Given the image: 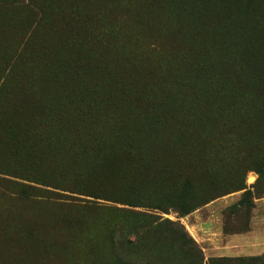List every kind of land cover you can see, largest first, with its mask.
Here are the masks:
<instances>
[{"label": "rangeland", "instance_id": "obj_1", "mask_svg": "<svg viewBox=\"0 0 264 264\" xmlns=\"http://www.w3.org/2000/svg\"><path fill=\"white\" fill-rule=\"evenodd\" d=\"M213 1L0 0V179L6 181L0 183V264H176L185 248L168 238L175 228L167 221L184 227L205 262L223 256L217 248L244 228L252 210L233 219L228 208L210 204L180 219L102 201L60 202L43 187L82 190L77 186L94 183L89 156H79L82 168L68 171L62 161L71 164L74 148L89 153L92 130L106 136L105 152L120 150L125 143L110 131L123 129L116 125L123 117L133 120L125 112H156L163 121L170 112H204L208 123L174 152L178 156L158 145L166 129L138 147L133 161L150 158L155 175L168 164L180 179H155L144 190L147 172L132 166L133 178L121 175L119 187L131 185L146 198L150 191L158 200L190 178L208 181L212 172H224L222 183L233 188L258 180L250 170L264 156V43L256 38L264 0H252L242 18L221 9L224 0ZM224 18L233 31L219 43L213 36ZM247 20L250 27L242 26ZM248 27L246 37L240 32ZM146 100L156 106L139 107ZM89 112L113 123L95 116L94 122ZM115 112L122 114L118 121ZM60 113L82 118L74 128L86 134L79 143ZM81 173L88 175L85 182ZM217 222L224 236L213 240ZM116 228H133L136 242L114 250Z\"/></svg>", "mask_w": 264, "mask_h": 264}, {"label": "trees", "instance_id": "obj_2", "mask_svg": "<svg viewBox=\"0 0 264 264\" xmlns=\"http://www.w3.org/2000/svg\"><path fill=\"white\" fill-rule=\"evenodd\" d=\"M251 1L252 0H228L230 3L228 6L226 4L227 0H224V3L220 8L233 12L235 18H242L240 17L241 14L250 10L248 8L252 6ZM201 3L215 4L213 0H201ZM216 4L218 6V3ZM246 23L249 24L250 27V20H247L242 26H245ZM259 24L261 25L262 22ZM249 27L243 28L240 33L245 34L247 37ZM252 28L253 30H256V26H253ZM231 30L233 31L232 26L228 24L224 18V20L220 22L217 32L213 36L215 41L224 43L228 38L226 36L231 32ZM249 34L254 36L253 32L251 31ZM256 38L260 42L264 43V22L263 30L257 35ZM248 58L249 56H246V59ZM144 106L152 108L156 105L152 102H149V100H146L145 103L141 104L139 107L144 108ZM125 113L131 114L129 116H131L133 120H127V118L123 117V119L116 124L119 128L123 129H115L114 132L110 131L112 134L110 137L125 143L124 146L120 148V150L116 152L115 150L113 152H105V149L101 146V142L107 140L106 136L100 135L96 137L95 131L92 130V134L90 136L92 147L89 153L77 154V148H74L71 150L74 154L71 164L66 165L64 161H62L64 169L68 171L70 168L75 166H80L82 168V161L78 159L79 156H89V159H92V161L89 162V168L90 172L95 175V182L93 183V181L90 180L87 184L84 183V186H77L82 187V190H80V188H76V190H70L64 187V185L43 186L46 196L60 202L82 203L88 206H92L94 203L102 201L128 208L152 209L162 212L163 214L172 212L177 214L180 219L186 218L192 213L214 203L219 199L239 193H242L241 199L235 205L228 208L226 213H228L230 218L233 219H237L238 217L242 218L244 216V208L250 211L253 210L254 200L264 196V156H262L259 160L260 162L258 163L257 168L250 170L259 176L255 185L252 187L253 191H251L248 186H246V180L242 183L238 182V186L235 188H233L230 184H223L221 180L226 178V174H224V172H212L210 175L211 178L206 182H200L198 178L197 180L193 178L185 180L178 189H169L167 196L158 200L151 196L152 192L150 191L146 192V198L140 190H134L131 185L126 184L123 186V188L119 187L121 183L119 180L122 179L121 175L130 174L129 176L133 178L134 173L128 168L132 166L141 169L143 173L147 172V175L142 178V181L146 186L142 188L144 190L146 188L147 190H150L149 188L154 183H152V181L155 179H157L156 181L163 180L167 176H175L177 177L175 179H180L179 172H176L175 174V172L172 171L173 168L168 164L167 166L162 167V175H155L153 173V167L150 163V158L133 161V159L136 158L138 147L145 146L147 144L148 138L157 134L160 129H166L167 133L161 138L165 142H160L158 145L164 148L165 151L167 150V153L171 152L168 155L174 154L175 156H178V153L174 152L177 149L184 147L185 143L192 137L193 132L200 124L208 123V121L206 122V120L203 118L204 112H187V115L185 116H180L179 114L175 115L174 112H170L166 121L160 120L162 116L156 114V112H147L143 115L137 114V117L134 112ZM89 114L91 115L90 120L92 121H94L92 117L95 116L100 118L101 121L104 119V121H106L108 124L113 123V118L110 116H100L96 114V112H89ZM60 115L62 120L70 119L68 122L70 123L71 127L70 132L75 135V141L79 143L81 140H83L86 134L79 131L74 133L76 121H80L82 118L72 119L70 117L72 115H65L63 113H60ZM113 115L118 121L119 118L117 115L122 114L115 112ZM92 121L91 123L94 125ZM71 145L72 144H69V146ZM82 149L83 148H78V150ZM46 156H50V153ZM179 163L180 162L175 161V166H177ZM85 164L87 170L88 165L87 163ZM194 175H196L195 172ZM77 176H79L78 178H82L83 182H85V180L88 178V175H83L82 173L78 174ZM240 177H243V174H240ZM0 183H6V181L0 179ZM173 186L174 185L172 183V187ZM257 195L258 197H256ZM251 200H253V202ZM167 224L175 228V230L170 233L171 235L169 234L170 236L168 235L169 237H167L170 240H175L180 248H185L184 251L180 250V252L184 254V257L176 264H264V255L260 257L219 258L211 259L208 262H205V258L201 250L198 248L195 241L188 236L184 227L181 226V224L170 221H167ZM249 230L248 216L244 228L234 230L232 234H245L249 232ZM226 232L227 230L225 229V233ZM136 235L137 232L133 228H130L127 233L123 232L119 228L114 229L111 234V242L114 250H116V247L120 243H130ZM137 237L138 236H136V238ZM136 238L134 239L135 242L137 240ZM187 238L190 241V247H187L186 243L183 241V239L186 240Z\"/></svg>", "mask_w": 264, "mask_h": 264}, {"label": "crops", "instance_id": "obj_3", "mask_svg": "<svg viewBox=\"0 0 264 264\" xmlns=\"http://www.w3.org/2000/svg\"><path fill=\"white\" fill-rule=\"evenodd\" d=\"M257 181V180H256ZM255 181V183H256ZM249 184L248 188L253 191V186ZM241 194H234L212 203L213 205H220L222 207L230 208L235 205L240 198ZM255 208L251 211L249 219V232L244 235H235L230 237L227 243L221 244L217 250L222 252L221 258L231 256L238 257H260L264 255V196L254 200ZM215 232H212L213 240L223 239V231L220 222L214 226ZM198 235V234H197Z\"/></svg>", "mask_w": 264, "mask_h": 264}]
</instances>
